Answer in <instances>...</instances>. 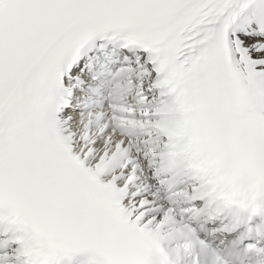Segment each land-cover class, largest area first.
I'll use <instances>...</instances> for the list:
<instances>
[{
  "label": "snow or ice",
  "instance_id": "obj_1",
  "mask_svg": "<svg viewBox=\"0 0 264 264\" xmlns=\"http://www.w3.org/2000/svg\"><path fill=\"white\" fill-rule=\"evenodd\" d=\"M0 264H264V0H0Z\"/></svg>",
  "mask_w": 264,
  "mask_h": 264
}]
</instances>
